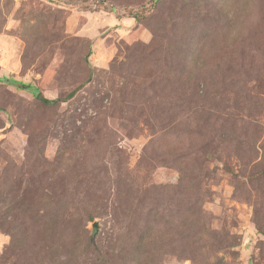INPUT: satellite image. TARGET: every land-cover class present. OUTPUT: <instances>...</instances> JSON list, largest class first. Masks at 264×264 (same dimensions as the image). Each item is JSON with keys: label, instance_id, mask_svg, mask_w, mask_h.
<instances>
[{"label": "rangeland", "instance_id": "obj_1", "mask_svg": "<svg viewBox=\"0 0 264 264\" xmlns=\"http://www.w3.org/2000/svg\"><path fill=\"white\" fill-rule=\"evenodd\" d=\"M0 264H264V0H0Z\"/></svg>", "mask_w": 264, "mask_h": 264}, {"label": "trees", "instance_id": "obj_2", "mask_svg": "<svg viewBox=\"0 0 264 264\" xmlns=\"http://www.w3.org/2000/svg\"><path fill=\"white\" fill-rule=\"evenodd\" d=\"M22 86H24L25 89L29 90V91H32L35 95L38 96V98L41 99L42 102L46 103V104H52V103H57V102H60L62 101L63 99L61 98H58V99H49V98H46L44 97L43 95L39 94L37 92V89H35L34 87H31V86H28V85H24L22 84ZM74 92H71L68 96H73Z\"/></svg>", "mask_w": 264, "mask_h": 264}]
</instances>
